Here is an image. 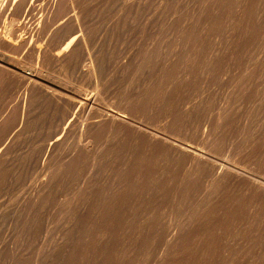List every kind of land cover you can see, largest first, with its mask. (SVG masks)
<instances>
[{"label":"rangeland","instance_id":"rangeland-1","mask_svg":"<svg viewBox=\"0 0 264 264\" xmlns=\"http://www.w3.org/2000/svg\"><path fill=\"white\" fill-rule=\"evenodd\" d=\"M54 1L0 0V264H264V0Z\"/></svg>","mask_w":264,"mask_h":264},{"label":"bare ground","instance_id":"bare-ground-1","mask_svg":"<svg viewBox=\"0 0 264 264\" xmlns=\"http://www.w3.org/2000/svg\"><path fill=\"white\" fill-rule=\"evenodd\" d=\"M62 2H63V1H62ZM73 2H74V1H73ZM59 3H60V2H59ZM68 3H69V5L72 7V4H73V3H71V0H70ZM3 4H5V3H3ZM47 4H48V0H47ZM56 4H57V2H56ZM64 4H65V3H64ZM64 4H62L63 7H65ZM50 5H52V7H53V6L55 5V1H54V0H51ZM62 5H61V8H63ZM46 7H47V6H46ZM49 7H50V6H49ZM52 7H50V8H51V9L55 8V7H53V8H52ZM43 8H44V7H43ZM61 8H60V9H61ZM65 8H66V7H65ZM69 8H70V7H69ZM77 8H78V7H77ZM63 9H64V8H63ZM63 9H61V10L64 11ZM81 9H82V8H81ZM53 10H54V9H53ZM66 10H67V8H66ZM51 12H52V10H51ZM79 12H80V11H79ZM40 17H41V16H40ZM44 17H46V16H44ZM47 17H48V16H47ZM42 18H43V17H42ZM73 18H74V16H73ZM75 20H76V19H75ZM10 28H11V27H10ZM10 28H9V29H10ZM13 28H14V27H13ZM6 30H8V28H7ZM12 30H14V29H12ZM0 38L3 40L2 35H0ZM3 41H4V40H3ZM9 41H10V40H9ZM6 44H7V43H6ZM9 45H10V44H9ZM2 62H3V61H2ZM1 66H2V65H1ZM3 66H4V65H3ZM4 67H5V66H4ZM12 67H13V66H12ZM8 68H9V67H8ZM15 68H16V67H15ZM17 68H18V67H17ZM10 69H11V67H10ZM14 70H15V69H14ZM14 70H13V71H14ZM20 72H21V71H20ZM21 73H22V72H21ZM27 73H28V72H27ZM91 73H92V72H91ZM19 74H20V73H19ZM23 74H24V73H23ZM28 74H29V73H28ZM33 76H34V75H32V76H30V77L28 76L27 78L30 79V80H34V79L32 78ZM36 76H37V75H36ZM16 77H17V75H16ZM40 81H41V80H40ZM49 83H50V82H49ZM55 85H56V84H55ZM55 85H54V86H55ZM42 86H43V85H42ZM57 88H59V87H57ZM48 90H49V89H48ZM48 90H47V91H48ZM54 90H55V89H54ZM61 90H62V89H61ZM65 90H66V89H65ZM63 91H64V90H63ZM63 93H64V92H63ZM66 93H68V92L66 91ZM65 95H66V94H65ZM73 95H74V94H72V96H73ZM59 96H63V95H59ZM59 96H58V97H59ZM72 96H71V97H72ZM56 97H57V96H56ZM56 97H55V98H56ZM76 97H77V96H76ZM60 98H61V97H60ZM72 98H75V97H72ZM69 99H70V98H69ZM69 99L67 98L66 100H69ZM59 100H60V99H58L57 101L59 102ZM70 100H72V99H70ZM73 100H74V99H73ZM60 101H61V100H60ZM73 102H74V101H73ZM75 102H76V101H75ZM59 103H60V102H59ZM63 103H64V102H63ZM69 104H70V103H69ZM90 109H92V108H90ZM90 109H89V110H90ZM92 110H93V109H92ZM102 112H103V111H102ZM90 113H91V112H90ZM103 115L105 116V118H104L105 122H110V123H112V124H113V123H119V124H125V125L127 124V123H126V119H125L123 116H121V115H119V114H117V113H110V112L107 113V112H106V113H104ZM100 116H101V115H100ZM91 120H93V119H91ZM91 122H92V121H91ZM97 123H98V122H96V123L92 122L91 124H97ZM84 124H85L84 127H85L86 129H89V128H90L89 126H90L91 124H90V125H89V124H86V123H84ZM128 124H129V123H128ZM112 126H113V125H112ZM115 126H116V125H115ZM91 127H92V125H91ZM86 133H87V132H86ZM150 134H151V133H150ZM89 135H90V134H89ZM171 147H172V146H171ZM175 148H176V147H175ZM175 148H174V149H175ZM177 149H179V150L182 151V149H180V148H176L175 150L177 151ZM179 150L177 151L178 153H179ZM181 151H180V152H181ZM187 151H188V150H187ZM191 153H192V152H191ZM192 154H193V153H192ZM193 155H195V154H193ZM191 157H193V156H191ZM197 158H198V156H197ZM195 160H196V158H195ZM201 161H202V160H201ZM227 171H228V170H227ZM229 171H230V170H229ZM229 171H228V173H229ZM218 173H219V171H218ZM229 174H230V173H229ZM224 175H226V173H225ZM222 177H223V176H222ZM223 178H224V177H223ZM230 178H231V177H230ZM256 187H257V189L260 190V191H263V190H264V187H263L262 185H261V186H260V185H256Z\"/></svg>","mask_w":264,"mask_h":264}]
</instances>
